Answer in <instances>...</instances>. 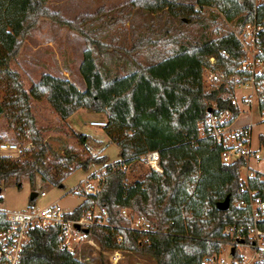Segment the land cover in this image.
<instances>
[{
  "label": "trees",
  "instance_id": "obj_1",
  "mask_svg": "<svg viewBox=\"0 0 264 264\" xmlns=\"http://www.w3.org/2000/svg\"><path fill=\"white\" fill-rule=\"evenodd\" d=\"M51 1L0 0V90L5 89L0 118L31 142L19 157L0 154V186L14 179L22 188L23 178L29 179L34 190L48 183L62 186L77 169L87 171L92 164L107 162V156L82 158L66 145L55 148L37 124L34 102L46 100L62 121L81 109L105 114L104 128L111 142L120 147V159L115 167L106 163L102 190L84 196L82 204L67 216L78 218L93 205L105 207L113 235L106 236L105 229L97 226L90 232L107 249L143 250L156 264H204V256L218 252L226 243L224 227L243 221L244 211L235 203L242 197L244 161L225 163V147L209 135L200 136L198 123L205 120L209 103L226 106L230 99L224 100L219 93L232 95L235 89L221 83L219 89L207 91L203 74L211 56L222 69H236L243 55L241 45L231 31L216 29V37L207 34L204 24L210 18L206 8H196L197 0H167L191 4L190 14L179 19L146 10L153 0L130 1L112 9L101 6L92 14L69 19L50 8ZM218 8L227 21L240 24L256 16L264 18V0H221ZM44 21L65 26L86 41L80 66L85 90L50 73L27 88L14 69L27 36ZM142 53L146 62L138 57ZM76 136L83 144L100 142L90 134ZM5 141L0 137V144ZM155 150L160 152L163 172L151 171L143 180L127 185L122 166ZM249 184L264 191L260 173L255 172ZM226 197L231 206L219 210L218 202ZM125 208L137 211L155 229L132 231L122 214ZM6 225L0 212V229ZM30 234L21 264H90L61 247L57 227H36ZM119 235L123 241L117 245L113 238ZM145 237L149 242L140 245Z\"/></svg>",
  "mask_w": 264,
  "mask_h": 264
},
{
  "label": "rangeland",
  "instance_id": "obj_2",
  "mask_svg": "<svg viewBox=\"0 0 264 264\" xmlns=\"http://www.w3.org/2000/svg\"><path fill=\"white\" fill-rule=\"evenodd\" d=\"M130 1L137 4L142 0H62V3L64 2V4L60 7L65 8V17L73 19L76 16L88 12H91L90 14H92L101 6H105L107 9H112L117 5ZM260 1L262 0H256L257 3H260ZM220 2L221 0H197L196 8H206L208 17L210 18H206L204 26L207 30V34L211 37L217 36L216 29H218L219 33L232 31L233 28L238 27L240 24L237 20L227 21L225 19L224 15L218 8ZM146 10L151 13H159L161 11L166 12L179 19L181 16H188L190 14L191 4L184 1H176L172 3L167 0H153L152 4H150ZM105 39L107 41L108 37L105 36ZM86 48V41L69 28L50 21H44L38 28L29 33L21 54L13 66L14 69H18L21 79L27 88H29L32 83L39 81L44 73H52L69 79L76 84L80 90H85L86 85L80 72V64L82 63ZM138 57L146 62L147 56L145 53L140 54ZM208 66L211 67V64L208 63ZM215 67L221 68L218 64ZM115 68V65H113L112 72L115 71ZM204 71L206 73L208 72V69L206 70L205 68ZM204 85L205 89L209 91L211 86L206 82H204ZM244 92H246V90L241 87H237V90L234 89L233 94L237 101V97H240ZM4 93L5 89L2 88L0 90V99L4 97ZM240 101L239 111L243 113L238 121L240 123H253V147L259 149L263 155L264 143H262V139L264 140V122H260L256 110L253 108L249 110L246 105H244V102H247L246 98L241 97ZM212 102L213 101L210 103ZM33 113L36 116L38 126L44 130V137L48 139L55 148L66 145L82 158H86L89 155L98 157L107 156L106 163L112 165H115L120 159L121 149L117 144L111 142L105 128L91 125L92 120L108 121L105 114L94 112L86 118L79 114L76 116L74 115L77 120L73 116L67 121H62L46 100L34 102ZM79 132L90 134L100 142L90 141L83 144L76 136ZM0 137L2 140H7L8 142L18 144L22 147L31 143L28 142L29 138L23 133H17L9 128L7 126V121L2 118H0ZM53 159V157L50 158V166L52 165L51 163L54 162ZM106 163L92 164L87 171L77 169L63 181L62 186H54L48 183L41 185L37 190H34L31 187L29 179L23 178L22 188H19L16 181L11 179L5 186H3L0 210L24 211L33 208H41L57 202L65 210L73 211L85 200L84 196H86V194L80 189L81 182L91 176L92 173V175H95L96 172L103 169ZM250 169L253 173L255 171L264 177V158L258 161H251ZM122 171L126 173L127 185H132L135 182L143 180L146 175L154 170L150 169L142 159L131 163L126 167L122 166ZM241 174H245L244 169H240V175ZM242 179L243 178L241 177V180ZM34 191L38 192V196L36 197L35 202L31 203V195ZM125 209L127 210L129 217L124 215L123 212ZM125 209L122 210V214L129 221L128 226L132 231L142 232L155 229V227L152 226V223L147 221L137 211L131 208ZM104 221L105 220L100 222ZM96 226L103 227L106 236L107 234L113 235V224H110L109 218L106 220L105 225L98 224ZM113 239L115 244H120L116 240V237ZM148 242L149 239L147 237H145V239L141 238L139 241L140 245ZM115 249H119L122 252L117 262H115V257L112 255V252ZM75 253L80 260L86 261L90 264H156L154 257L143 250H130L124 248L107 249L101 244L100 240L92 234V232H89L83 238Z\"/></svg>",
  "mask_w": 264,
  "mask_h": 264
},
{
  "label": "built area",
  "instance_id": "obj_3",
  "mask_svg": "<svg viewBox=\"0 0 264 264\" xmlns=\"http://www.w3.org/2000/svg\"><path fill=\"white\" fill-rule=\"evenodd\" d=\"M231 32L243 50L238 66L232 71L216 68L217 58L211 56L209 57L211 67L207 65L205 68L208 72L204 71L203 74L204 82L211 86L209 90L219 89L222 83L225 84L226 89H231V85H234L235 90L241 87L246 92L237 97L238 101L234 94L229 95L226 91L220 92L219 96L224 100L230 99V102L226 106H221L216 101L210 103L206 118L198 123V128L200 136L209 135L225 147L222 153V160L225 163L244 161L241 167V170H245V174H241L243 178L240 187L242 197L235 203V206L244 213L241 223L224 227L223 234L226 237V243L218 252L204 256L203 263L264 264V191L253 189L249 184V179L255 175V171L253 173L250 169V163L253 160H261L264 154L262 155L259 149L253 147V123L238 122L243 113L239 111L241 97L247 100L244 105L249 110L252 108L256 110L260 122H264V44L262 43L264 18L258 19L256 16L253 21L239 24ZM91 125L103 128L107 125V121L92 120ZM30 146L31 143L22 147L5 141L0 144V154L16 158ZM142 159L150 169L163 172L159 151H150L144 154ZM106 171L107 167L104 166L95 175L83 180L80 189L86 195L99 193L106 180ZM0 212L4 214L7 224L0 229V264H21L25 247L31 241L30 232L36 227H57L61 247L75 252L90 230L98 224L105 225L109 218L107 209L96 205L85 210L80 217L72 218L67 216L70 211L65 210L57 202L24 211L0 210ZM123 213L129 217L126 209ZM103 220L105 221L100 222ZM116 240L121 243L123 238L119 235L116 236ZM121 253L119 249L112 252L115 262L119 260Z\"/></svg>",
  "mask_w": 264,
  "mask_h": 264
},
{
  "label": "crops",
  "instance_id": "obj_4",
  "mask_svg": "<svg viewBox=\"0 0 264 264\" xmlns=\"http://www.w3.org/2000/svg\"><path fill=\"white\" fill-rule=\"evenodd\" d=\"M62 4H64V2L62 3V0H58V1H57V0H52V1L49 3V7L52 8V9H54V10L61 11L62 14L64 15V10H65V8L60 7ZM88 13H91V12H88ZM80 66H81V64H80ZM50 74H52V73H50ZM53 75H54V74H53ZM85 85H86V84H85ZM93 113H94V112H92V111H90V110L81 109L77 114H75V116L81 114V115L85 116V118H86V117L92 115ZM75 116H74V117H75ZM75 119L77 120L76 117H75ZM238 122H239V121H238ZM247 123H248V122H244V123H242V124H247Z\"/></svg>",
  "mask_w": 264,
  "mask_h": 264
},
{
  "label": "water",
  "instance_id": "obj_5",
  "mask_svg": "<svg viewBox=\"0 0 264 264\" xmlns=\"http://www.w3.org/2000/svg\"><path fill=\"white\" fill-rule=\"evenodd\" d=\"M2 189H3V187L0 186V196H1V193H2ZM37 196H38V192L34 191L32 193V195H31V200L35 199ZM217 207H218L219 210H222V211H226L227 209H229V207H230V198L226 197L225 200L218 202ZM86 232H88V230Z\"/></svg>",
  "mask_w": 264,
  "mask_h": 264
}]
</instances>
